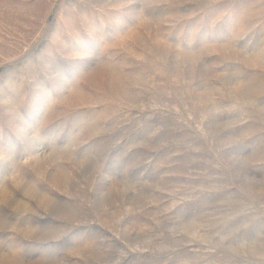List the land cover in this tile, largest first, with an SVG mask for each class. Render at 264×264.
<instances>
[{"label": "rangeland", "instance_id": "rangeland-1", "mask_svg": "<svg viewBox=\"0 0 264 264\" xmlns=\"http://www.w3.org/2000/svg\"><path fill=\"white\" fill-rule=\"evenodd\" d=\"M0 264H264V0H0Z\"/></svg>", "mask_w": 264, "mask_h": 264}]
</instances>
